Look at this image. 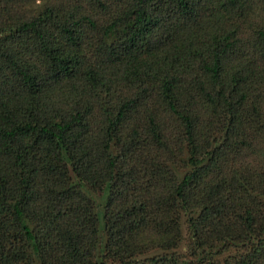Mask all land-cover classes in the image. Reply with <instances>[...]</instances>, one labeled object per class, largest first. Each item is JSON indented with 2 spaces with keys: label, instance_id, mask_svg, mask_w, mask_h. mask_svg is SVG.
Returning <instances> with one entry per match:
<instances>
[{
  "label": "trees",
  "instance_id": "trees-1",
  "mask_svg": "<svg viewBox=\"0 0 264 264\" xmlns=\"http://www.w3.org/2000/svg\"><path fill=\"white\" fill-rule=\"evenodd\" d=\"M0 264H264V0H0Z\"/></svg>",
  "mask_w": 264,
  "mask_h": 264
}]
</instances>
